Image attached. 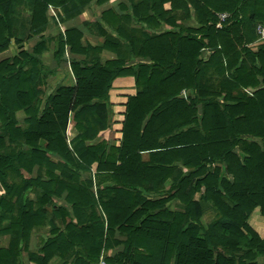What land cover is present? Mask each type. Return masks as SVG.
Returning a JSON list of instances; mask_svg holds the SVG:
<instances>
[{"label": "trees", "instance_id": "trees-1", "mask_svg": "<svg viewBox=\"0 0 264 264\" xmlns=\"http://www.w3.org/2000/svg\"><path fill=\"white\" fill-rule=\"evenodd\" d=\"M107 1L30 0L17 38L20 0H0V55L16 46L0 60V264L23 253L34 264H264V239L247 223L255 209L264 216V44L249 47L264 0H128L95 23L96 46L76 28L44 36L49 7L70 19ZM50 44L72 80L46 94L53 71L38 56ZM66 49L83 59L67 60ZM103 50L114 57L100 59ZM118 81L132 92L115 94L116 112ZM113 116L120 138L98 140ZM207 211L214 219L203 224Z\"/></svg>", "mask_w": 264, "mask_h": 264}, {"label": "crops", "instance_id": "crops-1", "mask_svg": "<svg viewBox=\"0 0 264 264\" xmlns=\"http://www.w3.org/2000/svg\"><path fill=\"white\" fill-rule=\"evenodd\" d=\"M121 2L122 1H120V0H109V1H107L101 5L92 4L89 7L83 8L78 16L70 18V19H64L63 13L61 12L60 9H54V8L49 7L47 9V12H46L48 26H47V29L44 33V36L45 37H54L57 34L62 33L65 29L76 28L77 30H79L80 32L83 33V40L81 41L83 46L85 45L86 42H88L91 46H96L97 44H100V42L102 40H101V38L98 37L97 34L94 36L95 31L91 27V25L89 24V21H91L90 19L91 18L95 19V17H96V19H98V21H99L103 12H105L109 9H113L115 11H118L117 10V4L121 3ZM122 3H124V2H122ZM16 8H22V4L20 5L18 3L16 5ZM58 16H60V17H58ZM62 19H64V20H62ZM11 20L13 23L14 37L21 38L22 35L27 32V27H29L30 10H28V12L24 13V14H23V12H21L20 15H18L17 12H13V15L11 16ZM95 20H92V22H94ZM85 23H88V25L85 26ZM37 40H38L37 37H33L30 41L27 42V51H29V52L31 51L32 47L34 46V44L36 43ZM52 47H53V45L50 44L49 49L47 51H44L41 55L38 56L39 59L42 61L43 65L45 67L49 68L51 71H53V74L51 76L52 78L51 79L49 78L47 80V85H48V82L53 83L55 80L57 81V83H54L55 86L57 84H60V82L62 81L63 74L68 80V82L64 83V85H67L68 83H70L69 80H72L71 75H69V73H68L69 63L63 62L59 67L55 66V63L52 61ZM109 52H107L106 50H103L97 56L102 58V60H106V59H103V57L106 58V56L104 54L108 53L109 57H107V60L112 59L114 55H113V53H111V52L109 53ZM4 58H8V57H2L1 59H4ZM65 58L67 60L73 59V60L78 61V60H82L83 56H80L78 54H72L68 51V49H66ZM49 60H51V61H49ZM55 86H53L52 89H54ZM127 86H128V83H124L123 81H120V82L118 81L115 84L116 90L113 91V93L116 95L129 94L132 91ZM112 100L114 101V104H117L116 106L113 105L114 106L113 109L117 110V112L120 111V109H121L120 105H122V103L124 102V98H122V96L121 97L116 96ZM118 103H119V105H118ZM16 118L19 122L22 121L23 114L21 112H18L16 114ZM117 118H120V116H113V121H115V119L119 120ZM114 126L116 127V125H113L112 129ZM119 128H120V126H119ZM115 132H116L115 133V139L118 140L120 138V134L118 133V130ZM66 134H67L68 139L72 138V136H73L72 125L68 126V130L66 131ZM74 135H75V133H74ZM2 193H3V190L0 187V195H2ZM37 196H39V194L37 192H31L28 194V198L31 200H34ZM55 201H56L57 206H63L65 204L62 200H55ZM6 224H7V220H5L1 224L0 228L4 227ZM48 229H49L48 226H44V227H40L38 229L32 230L30 238H29L28 246H27V250L29 253H32V254L38 253V250L42 244L41 243L42 239H46V237L48 236ZM6 243H7V237L0 235L1 246L4 247L6 245ZM118 251H121V247L110 250L105 255L109 256V255L114 254ZM69 263H70V261L65 262L64 259L58 258L56 256H53L48 262V264H69ZM20 264H34V263H32L28 260L26 253H23L22 257H21V263Z\"/></svg>", "mask_w": 264, "mask_h": 264}, {"label": "rangeland", "instance_id": "rangeland-1", "mask_svg": "<svg viewBox=\"0 0 264 264\" xmlns=\"http://www.w3.org/2000/svg\"><path fill=\"white\" fill-rule=\"evenodd\" d=\"M120 1H122V2H124V3H127L128 2V0H120ZM31 2H32V0H31ZM29 3H30V0H20V5L22 4V8H16L15 7V9H14V12H17L18 13V15H20L21 14V12H23V14L24 13H27L28 12V10H30V8L31 7H29L28 5H29ZM101 18V17H100ZM95 19H96V17H95ZM93 19V18H91L90 20L91 21H89V24L91 25V27L94 29V36L97 34V32H96V27H95V23H97V21H98V19ZM92 20H95L94 22H92ZM27 30H28V27H27ZM262 44H264V42H260V41H258V40H256V41H254V43H252L249 47L252 49V51H255L256 49H257V47L259 46V45H262ZM16 46L13 44V45H11V47H10V49H9V51L8 52H6V54L4 53L3 55H1L0 56V60H1V58L2 57H10V56H12V55H14L15 53H16V48H15ZM107 52H109V51H107ZM101 53V52H100ZM110 53V52H109ZM99 54V53H98ZM97 54V55H98ZM105 56H106V58H104L103 57V59H107V57H109V54L108 53H106V54H104ZM114 57V56H113ZM100 58V57H99ZM100 59H102V58H100ZM49 61H51V60H49ZM52 77H50V79H51ZM68 82V80H67V78L64 76V74H63V76H62V81L60 82V83H67ZM54 83H57V81L55 80L53 83H49L48 82V87H47V91H46V94H49L50 93V90L52 89V87L53 86H55V84ZM129 88H131V86L129 85L128 86ZM113 89V88H112ZM114 97H116L115 96V94H111L110 93V103H112L113 105H117V104H114V101L112 100ZM220 103H222V101H220ZM118 105H119V103H118ZM118 107V106H117ZM122 109V108H121ZM116 112H117V110H115ZM121 111V110H120ZM117 119H119V120H116L115 119V121H114V124L113 125H116V127L114 126L113 127V129L115 130V131H117V130H119V124H120V121H121V118H117ZM70 125H72V123L70 122V124L68 125V126H70ZM112 125V126H113ZM118 125V126H117ZM112 126H111V129L110 130H106V131H104V132H102L101 133V135H100V138L98 139V140H104V141H107V140H109V139H113V141H115L116 139H115V134L114 133H116L113 129H112ZM72 127H73V125H72ZM68 130V127H67V129H66V131ZM74 130H73V136H72V138L74 137ZM72 138H70V139H68L67 138V134H66V139H67V142H69ZM144 158H145V155H144ZM85 177H81V179L80 180H83ZM171 181H172V179H169L167 182H166V184H165V189H167L168 187H169V185H170V183H171ZM195 198L197 199V196H195ZM166 207L169 209V211H171V212H173V211H179L180 210V205H179V203L178 202H175V201H172V202H169L167 205H166ZM203 208H205V206H203ZM214 218H213V213L212 212H210V211H207L205 214H204V217H203V219H202V222H203V224H207V223H209L210 221H212ZM247 223H248V225L251 227V229L253 230V231H255L261 238H263L264 239V216H261L260 215V212H259V210L258 209H255L251 214H250V216L248 217V220H247ZM98 263V262H97Z\"/></svg>", "mask_w": 264, "mask_h": 264}, {"label": "built area", "instance_id": "built-area-1", "mask_svg": "<svg viewBox=\"0 0 264 264\" xmlns=\"http://www.w3.org/2000/svg\"><path fill=\"white\" fill-rule=\"evenodd\" d=\"M226 17L225 14L219 15V19L222 21ZM255 33L257 36V40L260 42H264V24H257L255 27ZM97 264H107L102 257L99 258Z\"/></svg>", "mask_w": 264, "mask_h": 264}, {"label": "water", "instance_id": "water-1", "mask_svg": "<svg viewBox=\"0 0 264 264\" xmlns=\"http://www.w3.org/2000/svg\"><path fill=\"white\" fill-rule=\"evenodd\" d=\"M184 97V95L182 94V95H180V98H183Z\"/></svg>", "mask_w": 264, "mask_h": 264}]
</instances>
